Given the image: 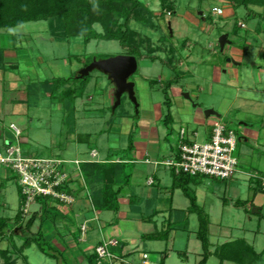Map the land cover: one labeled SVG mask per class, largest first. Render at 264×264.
<instances>
[{
    "label": "rangeland",
    "instance_id": "374dc122",
    "mask_svg": "<svg viewBox=\"0 0 264 264\" xmlns=\"http://www.w3.org/2000/svg\"><path fill=\"white\" fill-rule=\"evenodd\" d=\"M141 1L153 11L154 22L158 29L155 31L131 24V28L137 32L136 41L142 43L139 54L135 55L137 70L129 79L135 84L137 111H135V105L126 95H123L121 105L112 113V86L106 77L97 71L90 73L84 96L75 101V111L70 116H67L60 105H57L56 100L51 99L50 94H45V88H42L47 81L74 77L93 59L104 60L127 55L117 41L92 40L85 43L81 38L61 41L53 33L54 24H51V27L47 21L26 23L0 32V47L15 55L13 57V54H7L12 57L7 61L15 66L14 69H7L9 76L0 72V131L7 139L3 145L7 146V142L14 140V135L9 129V126L14 124L21 132L18 145L24 155L60 161L68 174L69 189L76 199L79 196L78 200L83 207L82 213L80 211L78 215L80 218L76 219V223L71 226L74 232L80 230L83 222H86L85 218H94L93 214H96L92 213V206L86 197L87 191L83 190L86 186L80 172L81 164L76 167L75 160H87L91 158L92 152H95L98 157L97 161L94 159L97 155L92 157L94 162H103L107 158L108 160L121 159L129 163H139L138 144L147 147V143L151 142L148 150L155 155L157 149H161L163 145L175 147L181 129L186 133L196 131L199 135L198 142H201L204 129L193 122L195 111L192 104L218 110L221 108L220 99L226 98L228 101H233L236 99V93L243 88L256 87V91L260 90L264 93V82L259 81L257 76L259 74L264 76L263 9L251 8V12L243 7L233 8L222 0H167L168 6L173 4L174 13H162L158 0ZM215 7L220 9L218 14L214 12ZM167 23L171 24L172 36L169 34ZM93 28L98 33H102L100 25L95 24ZM226 34H228L227 40L233 42L235 47L227 46L224 54H221L217 44L221 36ZM232 48L235 51L239 50L240 56L235 58L231 69H239L241 81L229 72L228 64L224 60V56L228 55V51ZM147 49L154 51L153 54ZM240 58L241 60L243 58L240 61L242 66L237 68L235 63H238ZM215 67L223 68L222 71L227 69V73L220 74L219 80L215 77ZM245 71L248 73L244 75ZM245 76H247L246 82L244 81ZM6 77L16 83H7ZM168 82L173 84L170 89H168ZM35 84L36 90H29L30 92L27 93V87ZM72 84L74 82H69V86ZM64 89H58L56 94H61ZM163 89L168 90H166V95ZM251 92L257 98L264 100L263 93ZM166 96H169L167 98L172 117V123L168 124V127L162 122L167 113L164 104ZM229 122L235 125L232 121L223 119L225 125ZM211 124L209 123V126ZM230 127L239 136L240 133L236 128L231 125ZM164 138L166 141L163 140ZM0 152L3 151L0 150ZM161 169L163 167L157 170ZM130 170L132 177L129 194L133 192L132 194L142 203L143 213L139 214L140 217L148 219V210L150 212L153 207L146 204L145 194L154 189L146 187L144 181L146 177L152 176L154 167L136 165ZM7 171L11 179L5 181L0 177V200L10 203V210L3 216L10 218L11 228H14V222H17L14 217L18 209V206H14L18 199L14 187L18 177L10 170ZM203 181H212L213 184L220 185L223 183V181L210 178H203ZM9 186L13 187V190L11 187L9 190ZM221 190L223 191L224 188L222 187ZM125 200L127 198L119 197L120 206L117 213L99 212L100 221L94 220L86 223L87 241L79 244V247L87 250L97 241L102 244L104 241L101 240L107 241L114 238L126 242L123 252L127 260L124 264L130 262L139 264L143 253L149 256L150 264H159L162 255L157 252L170 250L172 248L171 238L168 241L155 242L143 240L141 237L145 234L167 230V223H162L158 218L151 223H143L139 219H134L131 214L133 210L130 209L129 212V206ZM147 201L152 202L149 198ZM86 206H88L87 211L84 209ZM29 210L31 212L32 208L28 207V213ZM250 216L251 222H248L246 216L240 217L241 223L239 224L243 228L241 231H223V228L219 226V221H213L209 233L210 251L214 252L215 248L222 244V238L217 234L220 229L221 233L232 236L231 240L246 239L251 236L248 229L256 230L259 224V231L262 233L258 240L262 239L264 246V223H260L257 215ZM235 218V215L228 211L223 217L222 226L229 225V221L233 222ZM21 222L22 225L25 224L23 219ZM37 224L36 221L31 230L33 233L36 232ZM171 228L174 236L172 233L170 236L174 238L175 248H179V244L183 243L185 238L190 239L187 249L188 259H183L176 253L168 251L164 264H197L202 251L200 244L193 239L198 223L191 221L187 228H184V223L180 222L172 224ZM50 230L44 232L50 244L59 243L61 250L68 246V252L63 256L66 262L81 264L80 256L78 260L75 257L78 254L74 252L79 248L75 246L76 248L70 249L67 232L54 230L53 227ZM70 238L73 240L75 238L72 233ZM15 239L18 243L22 242L19 238L15 237ZM5 246V243L1 245V247ZM263 246L255 245L256 253H262ZM180 250L183 251L184 248ZM25 254L28 264H57L55 260L41 254L36 245H33ZM17 264H22V261H18ZM207 264H219V262L216 257L211 256Z\"/></svg>",
    "mask_w": 264,
    "mask_h": 264
},
{
    "label": "crops",
    "instance_id": "0c3cea01",
    "mask_svg": "<svg viewBox=\"0 0 264 264\" xmlns=\"http://www.w3.org/2000/svg\"><path fill=\"white\" fill-rule=\"evenodd\" d=\"M48 22V21H47ZM32 23V22H30ZM50 23V22H49ZM169 24V23H167ZM242 24V23H239ZM51 26V23L49 24ZM52 27V26H51ZM171 24H169L168 26V31L169 34L172 36V32L170 30ZM54 29L53 33L56 34V37L61 40V41H67L69 39H79V38H62L59 36V32L56 29V27H52ZM13 29V28H11ZM10 30V29H8ZM3 31H7V30H0V32ZM227 35V39H228V34ZM218 50H219V42H218ZM227 46L230 47H235V45L233 44V42L231 43L229 41L228 44L225 45L223 52L221 53L220 50L219 52L221 54H224V50ZM0 50L3 51V65L0 66V72H4L6 74V76H9L8 73L6 72L8 68L10 69H14L15 66L12 65V62L9 63L7 60H9L10 57L7 54H13V52H7L8 50L5 48L0 47ZM239 51V50H238ZM235 51L234 48L231 49V51H228V55L226 54L224 56V60L226 61V63L228 64L227 66L229 67V72L233 75H235L236 77L239 78V80L241 81V77L239 75H241L239 69H231V67L233 66V62H235V58L238 56H240L239 52ZM9 56V57H7ZM15 55L13 54V57ZM243 56V55H242ZM243 60V58H242ZM241 58L239 59L238 63H235V67L240 68L242 66L241 62L242 61ZM223 68H218L215 67V77L216 80H219L220 78V74L222 73H227V69L226 71H222ZM98 72V71H97ZM99 74H101L100 72H98ZM248 73L247 71H245L244 75ZM262 73V72H261ZM77 74V73H76ZM75 74V76H76ZM102 76H105L103 74H101ZM259 81L264 82V76L261 74L257 75ZM106 77V76H105ZM5 78V76L3 75V79ZM107 79V77H106ZM247 76H245V82L247 81ZM9 80V81H8ZM161 80V79H160ZM162 81V80H161ZM6 82L7 83H16V81L14 80H10L6 77ZM110 83V82H109ZM162 83V82H160ZM111 85V83H110ZM112 86V85H111ZM42 87V86H41ZM40 87V88H41ZM37 86L35 85H31L28 86L27 89V93L30 92L29 90H36ZM44 88V87H42ZM135 89V88H134ZM172 89V88H171ZM256 87H250V88H243L241 91H238V93H236V99L233 101H228V99L226 98H222L220 99V103H221V108L218 110L213 109L212 107H202L201 105H195L192 104V107L194 108L195 111V116L193 119V122L197 125V126H201L204 129V134L202 137V141L198 142L199 139V135L196 131H193L194 134H196V141L198 143H204L206 142V140L209 139L210 135H211V131H212V126L215 122L220 121L221 123H223V119H228V121H232L233 123H235V125H232L230 122L225 125L227 126L229 129H231L235 134L236 131L234 129H232L230 127L233 126L236 128L237 132H239V136L238 134H236L237 137V146H236V151H235V156L237 158L238 161V165H237V169H236V173L234 175V177L232 179H230L229 181H223L222 185L220 184H213L214 182H207V181H203V179H199L196 181H185L184 179L180 180L181 177H176L173 172L165 167L162 163L166 162V161H170L172 159L176 158L177 152H178V145H179V138L177 141V144L175 147H172L171 145H163L160 148L157 149V153L155 155L151 154L148 150V145L149 143H147V147L141 144H138L137 147V151L140 152L139 156V163H128L129 165H131L133 168L134 166L138 165V166H153L154 170L151 173V177H146L145 181H144V185L146 187H150L153 188L154 190H148L149 192L147 194H145V198H146V204H148L150 207H153L152 210L149 213L148 219L147 218H141L140 217V213H143V209L141 207V204L139 202V200L136 198V196L134 194H132L133 192L130 193L129 190V186L123 190V192L121 193L120 196H123L124 199L127 198V200H125V202H127L128 206H129V212L130 209L133 210L131 214H133V218L136 220H140L143 223H151V222H155V220L160 219L162 221V223H167V229L171 228L172 224H179L180 222L185 223L188 222L191 223V221H196L198 223V216L195 212H189L191 210L190 208V200L189 198L185 195L183 188L185 187L188 191V193L191 194V196H193L195 198V202L197 205L198 210L208 219L209 221V233L211 232V228H212V222L213 221H219V226L220 228H223V231H236V230H243L242 225L239 224L240 222V217H247L248 222H251V216L250 215H257L259 217V221L260 223H264V100H261L260 98H257V96H254L252 94L251 91H254L255 93H259L261 92L256 91ZM45 94H47L46 90L44 91ZM111 92L112 95L114 93V89L113 87L111 88ZM263 93V92H261ZM186 94V93H184ZM264 94V93H263ZM172 96V95H171ZM188 97V96H186ZM111 101L114 104V99L113 96L111 97ZM187 100L189 98H186ZM190 101V100H189ZM191 103V101H190ZM58 105V104H57ZM121 105V104H120ZM6 106H10V105H6ZM135 107V106H134ZM138 108V107H137ZM208 110H212L215 113H217L219 115L218 117H214L211 115H206L205 112ZM115 111V110H114ZM114 111L112 113H114ZM135 111H137V109L135 108ZM185 112H187L186 109H184ZM172 118V117H171ZM159 119V117H158ZM215 119V120H214ZM212 120H214L212 122ZM1 121V119H0ZM163 122V121H162ZM172 123V121L170 122ZM209 123H212L209 126ZM14 125V124H13ZM167 127V126H166ZM168 132V131H167ZM4 133L2 131H0V150H3L4 148V141H7V139L4 138ZM150 140V138H149ZM164 141H166V139H163ZM163 141V142H164ZM9 143V142H7ZM96 157L94 158L93 156H91V153L89 154V157L91 156V158H88L87 160H75V165L76 167L82 163H88V162H94V159L97 161V157L98 154L96 153ZM137 156V155H135ZM94 159H93V158ZM108 161L107 158L104 159L103 162ZM149 161V162H146ZM128 162V161H127ZM136 162V161H135ZM159 167H163V169L161 170H157ZM156 169V170H155ZM9 171H7V169H2L0 168V177L2 180H9L11 179V177H9ZM132 177V176H131ZM131 181V180H130ZM16 182V181H15ZM85 184V183H84ZM130 185V184H129ZM216 185H218V187H216ZM13 186V185H11ZM9 186V190H13V187ZM11 187V189H10ZM69 187V186H68ZM224 188V190L222 191L221 188ZM215 189V190H213ZM14 190L17 192L16 196L18 199H16V203L14 206H18L17 209V213L15 214V217H17V215L20 213L21 219H23V221H26L28 219H30V217L34 214H37L36 217V221H37V228L36 231L38 230V226L40 224V218H43V213L40 211V205L37 202H33L31 204H29V208H32V211L29 213L28 211L24 214V209H25V197L22 195L21 192V188L20 185L18 184V181L16 182V185L14 187ZM84 190V189H83ZM221 194H223V196H220ZM87 196V201L88 203L92 206V202H91V198L89 196V194H86ZM119 196V197H120ZM130 196H133V199H136L134 201L131 200V198H129ZM126 197V198H125ZM16 198V197H15ZM79 198V196H78ZM77 199H75V202L69 206H62V205H58L55 206V209L57 211V214H61V215H68L69 217H71L73 219V221H71L70 219L66 220V219H62L61 220V216L60 217H56L54 219V222H52V218L51 216H47V220L46 222H44V224L42 225V231L43 233H46V230H50V228L53 227L54 230L57 231H66L67 232V241H68V245L70 247V249H74L76 248L75 246H78V250L74 251L78 254V256H75L76 258H78L79 260V256L81 258V264H87L86 262V258L87 256H89L90 254L93 253L95 247L97 245H99L101 242L97 241L96 243H94L93 245L89 246V248L87 250L82 249L81 247H79V244H84L86 243V237L88 231L86 232V234L81 238V233L80 230L78 229L77 232L72 231V227L75 223H76V219H79L80 217H78L79 212L81 211L82 213V203ZM151 199L152 202H148L147 199ZM23 201V202H22ZM120 206V204H119ZM11 205L8 201H3L1 202L0 200V209L2 213V215L0 217L2 218H7L4 217L3 214H5L8 210H10ZM88 206L84 207L85 211H87ZM92 213H96L93 214L95 215L94 218H85L86 222L84 221L83 223L86 224L88 222L91 221H100L99 220V216L98 213L99 211H96L93 206H92ZM119 211V210H118ZM117 211V212H118ZM233 213L235 215V221H229V225H225L222 226V221H223V217L227 212ZM105 212H110V211H105ZM116 212V213H117ZM244 213V214H243ZM29 215L28 219L27 216ZM250 214V215H248ZM14 217V218H15ZM44 217H46L44 215ZM128 216H126L127 218ZM10 219V218H7ZM35 221V222H36ZM59 221H61L59 223ZM21 222V220H20ZM17 223V222H16ZM14 223V235L15 237L18 239L20 235H22V231L21 229L18 227V224ZM22 223V222H21ZM62 223V224H61ZM82 223V224H83ZM241 223V222H240ZM35 224V223H34ZM44 226V228H43ZM34 227V225H33ZM33 227L31 228V230L33 229ZM258 229L254 230H250L249 238H244L243 240H245V242L250 245L253 246V249L255 250V245H258L260 247L263 246V240L259 239V237H261V233L259 231V227L260 224L257 226ZM165 230H162L160 232H163ZM32 232V231H31ZM173 230H171V232L168 235V238L166 241L172 240V248H170V250L164 251L165 253H167L168 251H171L173 253H176L178 256L183 257V259H188L187 258V254H188V246L190 244V239L189 238H185V241L183 243L179 244V248H175V241L174 238L172 239L173 235ZM58 233V232H57ZM74 235V240L70 238V234ZM172 233V235L170 236V234ZM59 235H61L60 233H58ZM77 234V236H76ZM152 234V233H151ZM217 234H219V236H221L222 238V244H225L227 242H232L235 239H232V236L229 237L226 234L227 233H221V229L220 232H218ZM245 234H247V232H245ZM146 235V234H145ZM226 235V236H225ZM46 240H48L46 237ZM142 238V237H141ZM112 239V238H111ZM114 239V238H113ZM193 239L198 242V244H200V242L197 240L196 236H193ZM238 238H236L237 240ZM116 240V239H114ZM102 242L105 240H101ZM118 242L120 240H117ZM192 241V239H191ZM124 247L122 249V260L117 262L116 264H124L127 260L126 258V254L123 252L125 246H126V242L124 241H120ZM156 242V241H155ZM161 242V241H160ZM5 243V247H1V248H6L11 244H15L17 246H19L21 244L18 243V241L14 238L13 240H10L9 242H2L0 244V246L2 244ZM221 244V245H222ZM57 251H59L60 253L63 254V256L65 255L68 249V246L66 249H59V243H55L52 242L51 244ZM196 247V245H194ZM220 246V245H219ZM184 248L183 251H181V248ZM30 249V248H29ZM27 249V250H29ZM200 249L201 248V244H200ZM264 246L262 248V252L264 251ZM25 250V252L27 251ZM24 252V255L26 256ZM255 252H257V250H255ZM162 254V252H157ZM202 253V251H201ZM201 253L200 255V259H201ZM146 253H143V255ZM27 257V256H26ZM147 259L143 260L139 263V264H150L149 260ZM199 259V261H200ZM65 260V259H64ZM264 259H262L259 263L257 264H264ZM28 261V260H27ZM198 261V262H199ZM165 262V261H164ZM197 262V263H198ZM65 263L69 264L68 262ZM227 263V262H224ZM223 263V264H224ZM229 263V262H228ZM73 264V263H72ZM129 264H134V263H129ZM207 264V263H206Z\"/></svg>",
    "mask_w": 264,
    "mask_h": 264
},
{
    "label": "trees",
    "instance_id": "16d2710c",
    "mask_svg": "<svg viewBox=\"0 0 264 264\" xmlns=\"http://www.w3.org/2000/svg\"><path fill=\"white\" fill-rule=\"evenodd\" d=\"M159 9L162 13H174L173 4L168 6L167 0H158ZM226 5L233 8L243 7L248 11L251 8H260L264 11V0H222ZM264 18V17H263ZM48 21L56 27L58 34L62 38H81L85 43L92 40L117 41L127 55L134 56L139 54L142 43L136 41L137 32L131 28V24L141 28H150L155 31L158 29L154 22L153 11L145 6L141 0H0V30L16 28L26 23ZM100 25L102 33H98L93 26ZM153 54L154 51L147 49ZM3 51L0 50V66L3 65ZM87 66V65H86ZM89 76L84 79L70 77L67 79H53L45 82L42 86L50 94L51 99L56 100L58 105L66 112L67 116L75 111V101L82 98ZM74 84L69 86V82ZM76 83V84H75ZM173 84L168 82V89ZM65 88L62 93H57L58 89ZM167 89H163L166 95ZM168 91V90H167ZM165 97V106L167 108L163 124L168 127L172 121L168 98ZM129 162L121 159L108 160L106 162H88L80 165V172L89 194L92 206L99 212H117L119 210V196L125 190L131 180L132 166ZM180 180L196 181L203 178H193L184 175ZM67 192L74 198L76 197L70 191L68 184L65 186ZM183 191L190 200L189 212H195L198 216V229L195 233L197 240L201 244V259L197 264H206L211 256L217 258L219 264L230 262L234 264H257L262 260L264 251L256 253L252 246L248 245L245 240L237 239L227 242L215 248L214 252L210 251L209 242V221L198 210L195 198L188 193L184 187ZM129 198L133 199V196ZM76 199V198H75ZM23 202V201H22ZM40 205V211L43 218H40L38 230L33 233V227L37 217L34 214L26 221L24 225L20 222V213L15 217L14 222L22 231L19 239L22 240L19 246L11 244L6 248L0 246V264H28L27 257L24 255L25 250L36 245L38 251L44 256L53 259L57 264H67L63 254L57 251L46 240L42 231V225L51 216L52 222L56 217L61 216V220L70 219L68 215L57 214L55 206L61 205L51 198H37ZM44 215L46 217H44ZM62 220V221H63ZM188 222L184 223L187 228ZM14 227V226H13ZM173 230L169 228L163 232H155L142 236L143 240L148 241H166L169 233ZM77 236V234H76ZM15 238L13 228H11L10 219L0 217V244L4 241L9 242ZM124 245L119 241V245L111 252L119 257ZM159 264H164L167 253L163 252ZM96 255L94 252L87 256V264H95ZM61 261V262H60Z\"/></svg>",
    "mask_w": 264,
    "mask_h": 264
},
{
    "label": "built area",
    "instance_id": "2783aa9c",
    "mask_svg": "<svg viewBox=\"0 0 264 264\" xmlns=\"http://www.w3.org/2000/svg\"><path fill=\"white\" fill-rule=\"evenodd\" d=\"M215 14L220 9L215 7ZM14 135V140L9 141L0 152V167L10 170L18 177L22 195L25 197L24 214L29 204L37 198H51L62 206H69L75 198L67 192L68 174L63 169L60 161L38 159L26 156L21 152L18 138L21 132L13 124L9 126ZM196 134L186 133L181 129L179 133L178 152L175 159L162 163L169 168L175 176H188L193 178H210L220 181H229L236 173L238 161L235 156L237 137L236 134L220 121L212 126L211 135L204 143H198ZM95 157L96 153L92 152ZM149 162V161H146ZM87 227H80L81 238L86 234ZM119 242L114 239L104 241L94 249L95 264H115L121 261L111 249H115ZM122 254V253H121ZM147 259V255H142Z\"/></svg>",
    "mask_w": 264,
    "mask_h": 264
},
{
    "label": "water",
    "instance_id": "95a60500",
    "mask_svg": "<svg viewBox=\"0 0 264 264\" xmlns=\"http://www.w3.org/2000/svg\"><path fill=\"white\" fill-rule=\"evenodd\" d=\"M228 43L227 35H222L219 39V50L221 53L223 52L225 45ZM136 70L137 61L134 56L120 55L104 60L93 59L89 65L78 71L75 78L84 79L93 71H98L107 77V80L111 83L114 89V104L112 106V112L120 106L123 95H126L129 101L133 103L137 109L138 104L135 99V84L129 81L130 77L134 75ZM205 114L219 118V115L212 110L206 111Z\"/></svg>",
    "mask_w": 264,
    "mask_h": 264
}]
</instances>
